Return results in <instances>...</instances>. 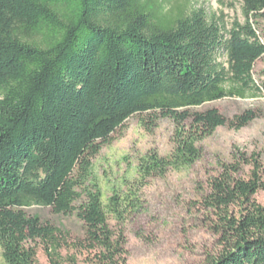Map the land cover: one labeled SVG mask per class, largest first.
<instances>
[{"label":"trees","instance_id":"obj_1","mask_svg":"<svg viewBox=\"0 0 264 264\" xmlns=\"http://www.w3.org/2000/svg\"><path fill=\"white\" fill-rule=\"evenodd\" d=\"M168 1L0 0L3 264H40L39 241L50 264H80L62 255L66 231L25 212L33 205L84 222L79 243L95 255L91 264H124V227L140 209L138 186L193 166L199 143L218 127L239 130L257 117L252 110L227 119L215 108L190 109L264 94V82L254 79L264 56V29L261 36L255 27L264 0H239L245 21L230 30L191 8L193 0ZM143 114L174 121L173 149L141 157L136 185L124 180L105 201L93 159L128 119ZM208 186L200 204L214 216L221 248L206 264H264V205L256 198L264 191V158L236 151Z\"/></svg>","mask_w":264,"mask_h":264},{"label":"rangeland","instance_id":"obj_2","mask_svg":"<svg viewBox=\"0 0 264 264\" xmlns=\"http://www.w3.org/2000/svg\"><path fill=\"white\" fill-rule=\"evenodd\" d=\"M174 3L175 0H169L166 6ZM192 7L205 9L208 18L226 30L235 21H245L239 0H193ZM257 22L255 27L262 36L264 11ZM220 60L227 59L222 56ZM254 79L259 84L264 82V56L255 65ZM214 108L227 119L247 110L254 111L257 117L239 130L218 127L199 143L202 155L193 166L148 177L143 186H138L140 209L129 217L124 227L127 240L124 264H206L208 256L220 250L219 236L212 230L214 216L202 208L200 201L208 191L209 179L220 171V163L231 161L234 152L264 158V94L257 98H225L191 108L190 112ZM174 131L175 123L169 117L155 119L143 114L128 119L93 159L94 177L102 188L104 200L112 194L113 187H121L126 179L136 185L141 157L149 152L169 155L174 146ZM249 172L247 166L241 175L247 177ZM127 184L130 185L128 181ZM123 189L127 190V186ZM256 198L264 205V191ZM25 212L69 234L68 245L62 250L65 259L74 257L80 264H91L95 255L79 243L85 235V224L75 213L57 214L42 205L25 208ZM110 224L119 230L112 217ZM34 246L39 263L50 264L44 244L39 241ZM0 264H3L1 247Z\"/></svg>","mask_w":264,"mask_h":264}]
</instances>
